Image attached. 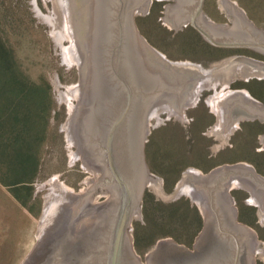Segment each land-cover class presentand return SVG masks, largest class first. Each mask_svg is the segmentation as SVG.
<instances>
[{
  "label": "water",
  "instance_id": "1",
  "mask_svg": "<svg viewBox=\"0 0 264 264\" xmlns=\"http://www.w3.org/2000/svg\"><path fill=\"white\" fill-rule=\"evenodd\" d=\"M33 1L49 28L57 56L79 69V81L73 85H62L57 70L50 72L55 99L68 106L69 116L60 130H66L69 166L82 159L84 169L103 175L80 193L59 182V174L38 187L50 188V192L36 234L38 243L23 264H144L134 253L130 231L134 215L145 224L142 197L146 186L165 202L188 195L205 219L193 249L172 239L161 240L146 264H256V255L264 260V242L254 230L237 222L238 210L229 194L241 188L237 184L253 188L255 198L245 203H260L257 214L264 226V177L252 165H223L206 175L190 167L167 193L163 178L152 174L145 161L149 126L156 128L171 116L185 124L183 106L195 105L204 90L187 89L194 86L200 63L171 61L139 34L135 16L148 14L153 0H51L52 11L43 0L48 14ZM205 2L175 0L168 16L161 19L168 27L189 22L216 47L264 52V29L248 18L236 0H218L231 24L209 20ZM64 40L70 44L64 46ZM238 57L203 62L210 82L201 86L228 88L236 79L263 76L243 64L242 55ZM206 102L217 116L204 133L214 137L213 152L229 144L238 115L264 117V104L246 89H214ZM259 138L264 143V135ZM70 146L77 150L71 151ZM202 193L207 201H199ZM105 194L111 196L94 204L96 197Z\"/></svg>",
  "mask_w": 264,
  "mask_h": 264
},
{
  "label": "rangeland",
  "instance_id": "2",
  "mask_svg": "<svg viewBox=\"0 0 264 264\" xmlns=\"http://www.w3.org/2000/svg\"><path fill=\"white\" fill-rule=\"evenodd\" d=\"M44 14L52 11L51 0H36ZM235 1V0H232ZM248 18L258 27L264 29V0H236ZM161 0H153L150 12L135 16L139 34L156 50L171 61H190L193 63L209 62L231 56L258 53L247 49L216 48L205 41L190 26L177 34L163 23L165 14ZM205 13L215 23H227L228 17L221 12L218 0H206ZM228 18V19H227ZM0 26L3 37L13 46L20 70L33 81H47L50 85L53 107L50 115V133L44 147L40 176L31 186L11 187L0 183V264H23L38 243L37 231L44 213L45 196L50 188L39 189L41 185L59 174V182L65 183L74 192L90 188L102 173H93L82 167V159L75 160L69 166V153L66 130L60 127L69 116L68 106L58 102L54 96V87L50 72L57 70L62 85L77 84L80 78L77 65H66L55 53L52 37L46 23L41 19L33 0H0ZM174 34V35H173ZM70 44L64 40L63 45ZM264 59V57H259ZM207 60V61H205ZM236 79L227 90L234 89ZM246 89L256 100L264 99L258 86ZM214 89H204L194 106L185 109L188 121L182 124L175 116L166 119L161 125L153 128L147 135L144 154L145 161L152 174L163 178L165 192L171 193L190 167L200 170L204 175L223 165H234L245 162L252 165L256 172L264 177V143L250 121L241 122V128L229 138V144L218 152L211 146L214 137L204 134L216 123L217 116L206 102ZM77 104V100H74ZM195 119V120H194ZM76 151V146H70ZM24 187V188H23ZM30 188V189H29ZM230 194L236 200L234 207L238 210L237 222L254 230L259 241L264 242V226L259 221L258 206L245 203L249 195L242 188H233ZM111 195L96 197L94 203L106 201ZM143 220L134 215L131 226L133 230V250L142 263L161 240L172 239L186 246L194 245L201 232L205 219L196 202L188 195H183L173 202H165L157 197L151 186H146L143 193ZM256 264H264L259 255L255 256Z\"/></svg>",
  "mask_w": 264,
  "mask_h": 264
},
{
  "label": "trees",
  "instance_id": "3",
  "mask_svg": "<svg viewBox=\"0 0 264 264\" xmlns=\"http://www.w3.org/2000/svg\"><path fill=\"white\" fill-rule=\"evenodd\" d=\"M50 89L47 81H33L20 70L15 49L0 26L1 184L30 187L40 176L51 129Z\"/></svg>",
  "mask_w": 264,
  "mask_h": 264
},
{
  "label": "flooded vegetation",
  "instance_id": "4",
  "mask_svg": "<svg viewBox=\"0 0 264 264\" xmlns=\"http://www.w3.org/2000/svg\"><path fill=\"white\" fill-rule=\"evenodd\" d=\"M161 1L162 2H165L164 4H162V7L164 8V14H166L168 16L169 6L172 3H174L175 0H161ZM151 7H152V4H151V6L149 7L148 10H150ZM204 13H205V8H204ZM205 15H206V13H205ZM206 17L208 18L207 15H206ZM231 23H232V20L229 18L227 23H219V24H231ZM187 26H190L192 29H194L205 40V38L202 36V34L198 30H196L189 22H182L181 23V26H177V25H174V24L171 25L170 24V27L169 28L175 34H177L180 31H185L186 30L185 28ZM207 43L210 44L208 41H207ZM210 45L213 46L212 44H210ZM214 47H216V46H214ZM216 48H222V49H224L225 47H216ZM235 49H247V50H252V51L258 53V57H256V56H250V55H247V56L246 55H242L243 56V59H241V60L243 61V64L250 65L249 67H252L253 69H255L257 71L262 72L263 73L262 74L263 76H260L259 77V76H256V75H250L247 78H245V77L244 78H240L239 79L240 81L234 82L235 83L234 85H236V88H234V89H250L251 87L250 86H247V85H251L252 84L253 87L254 86L255 87L258 86V88L260 89V92H262L264 94V59L259 58V57H264V52L259 51V50H256V49H252V48H235ZM231 57L234 59V58H237L238 55H231ZM238 58H240V57H238ZM205 61H207V60H205ZM208 61H211V55H209ZM199 66L201 67V70H200L199 75L196 78V82H195L194 86L193 87L190 86V88H187V89H226L227 88L226 86H221L220 84H215V85L210 86V87H208V86H206V87L201 86V84H203V83L205 84V82L207 83V81L209 83L210 81L208 79V75H209L208 73H209V71H207V69L204 68L205 65H203L202 63H200ZM188 102L189 101H187V103ZM261 103L264 104V99L261 100ZM186 105L188 106L189 104H185L183 106V107H185V109H187L189 106H191V105H189L186 108ZM194 106L199 107V104H195L192 107H194ZM246 120L247 121H250L248 123H250L255 128L253 130V133H255V134H257L258 132H260V134L261 133H264V117L263 116H260V117L257 116L255 118L254 117L248 118V117H245V116H243V115L240 114L237 117V122H239V123L237 125H234V127L232 128V130H230L231 134H234L235 131H237L238 129H240L241 128L240 123L241 122H246ZM232 183H233V181H232ZM237 185H239L243 189V191L246 193L244 195H249L250 197H252V199H253V197L255 198V190L253 188H251V187H249L247 185H240V184H237ZM229 194H230V191H229ZM202 195L204 197L201 198V199H199V201L200 202H203L204 198L207 201L206 195L203 194V193H202ZM230 198H231L232 205L234 207V204H233V201H232L233 198H232L231 194H230ZM256 204L260 208V203L257 202ZM206 205L208 206L207 203H206ZM236 213H237V210H236ZM204 225H205V223H204ZM203 228H204V226H203ZM203 228H202V230H203ZM202 230H201V232H202ZM200 233H199V235H200ZM199 235L197 236V238L199 237ZM197 238H196V240H197ZM195 243H196V241H195ZM195 243H194V245H195ZM194 245L187 246V247L193 249L194 248ZM146 260H147V257H146Z\"/></svg>",
  "mask_w": 264,
  "mask_h": 264
},
{
  "label": "bare ground",
  "instance_id": "5",
  "mask_svg": "<svg viewBox=\"0 0 264 264\" xmlns=\"http://www.w3.org/2000/svg\"><path fill=\"white\" fill-rule=\"evenodd\" d=\"M73 104L76 105L75 102H74V100H73ZM59 180H60V179L58 178V181H59ZM60 182H61V181H60ZM62 183H63V182H62ZM64 184H65V183H64ZM65 185H66V184H65ZM68 187H69V186H68ZM74 193H76V192H74ZM110 195H111V194H110ZM94 204H95V203H94Z\"/></svg>",
  "mask_w": 264,
  "mask_h": 264
}]
</instances>
